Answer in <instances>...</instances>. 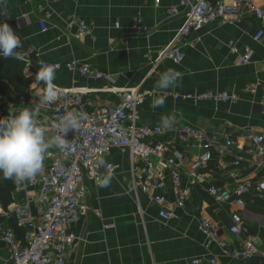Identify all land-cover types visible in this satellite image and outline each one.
I'll use <instances>...</instances> for the list:
<instances>
[{
	"label": "crops",
	"instance_id": "obj_1",
	"mask_svg": "<svg viewBox=\"0 0 264 264\" xmlns=\"http://www.w3.org/2000/svg\"><path fill=\"white\" fill-rule=\"evenodd\" d=\"M232 2L225 0L227 4ZM255 3L263 6L264 1ZM178 4L179 0H160L159 4L155 0H0V23L6 22L21 41V46L14 50L18 51L17 56L34 49L38 54L32 58L34 69L39 70L41 61L61 65L53 81L56 88L87 93L86 101L103 106L118 105L122 92L153 91L140 108L141 120L164 128L157 141L182 153L184 174L199 150L183 144L178 137L179 128L186 125L210 130L228 135L233 141L235 156L223 161L228 167L223 170L222 160L215 158L200 171L204 183L191 188L184 208L176 206L173 184L166 181L162 194L177 215L170 222L159 219V208L146 195L134 194L129 156L113 151L102 160V170L105 164L112 163L114 174H105L98 189L88 185L89 209L71 227L78 240L67 251V264H192L193 260L206 257H217L223 264L261 262L259 257L241 261L223 255L224 248L241 249L246 238L237 239L229 232L231 215L236 210L233 202H217L206 187L213 185L231 191L255 177L243 196L246 208L241 214L249 237L264 252V194L256 189V184L264 179V157L250 152L244 138L248 129L264 135V37L258 42L254 40L264 25L253 15H245L239 21L230 18L208 24L181 42L186 58L180 66L168 60L154 66L157 52L171 43L185 23V9L177 17L167 16L168 10ZM72 15L93 25L95 39L79 37L76 28L68 26ZM138 19H142L149 33L132 30ZM42 22L46 24L45 32ZM191 42H197L193 49L188 46ZM230 43L239 48L240 54L232 53ZM245 49L252 51L249 65L242 63ZM6 59L22 65L18 58ZM84 65L111 81L82 77L78 68ZM169 70L181 73L176 85L167 90L157 88L161 74ZM25 80L29 95L18 106L30 108L41 101L44 84L40 82L38 87L33 84L35 81L27 77ZM252 86L256 87L255 93L248 90ZM208 91L236 95L239 101L196 103L175 101L168 96ZM158 99L164 101L162 106L153 107ZM185 175L184 185L189 183ZM108 177L111 179L105 186ZM204 220L219 227L216 240L203 234ZM5 258L6 252L0 245V260Z\"/></svg>",
	"mask_w": 264,
	"mask_h": 264
},
{
	"label": "built area",
	"instance_id": "obj_2",
	"mask_svg": "<svg viewBox=\"0 0 264 264\" xmlns=\"http://www.w3.org/2000/svg\"><path fill=\"white\" fill-rule=\"evenodd\" d=\"M232 1V4H227L225 0H179L178 6L169 9L167 16L177 17L180 10L185 9V23L171 43L164 50L157 52L154 66L163 60L180 66L186 58L180 46L181 42L192 32L208 24L229 21L230 18L239 21L245 15H253L264 25V3L263 6H257L255 0ZM155 3L159 4L160 0H155ZM41 26L45 32V22H42ZM68 26L76 28L79 37L95 39L93 25L75 15L69 18ZM132 30L137 33L150 32L142 19L134 23ZM263 37L262 27L254 36V40L258 42ZM196 45L197 42L188 44L192 49ZM230 49L233 54H240L239 48L233 43H230ZM241 55L242 63L249 65L252 51L245 49ZM34 56H38L34 49L26 50L20 59L25 78L33 82L38 72L33 68ZM146 59L150 61L149 56H146ZM39 65L54 66L55 71L61 69L60 64L41 61L38 67ZM78 71L82 77L90 80L111 81L110 77L87 65L79 67ZM248 90L255 93L256 87H249ZM56 91L58 95L55 102L43 104L38 101L29 108L33 111L37 126L45 130L46 139L50 140L57 135L54 125L63 114L71 112L80 118V127L65 136L71 143L69 150L52 146L44 153L42 168L36 176L19 184L11 179L12 204L4 205L0 196V245L6 252V258L0 260V264H67V251L73 248L78 240L71 232V227L80 220L82 213L89 209L86 204L88 185L98 189L103 185L105 174H114L115 166L112 163L105 164L104 171L100 163L113 151L129 156L132 191L135 195H146L150 203L159 208L158 217L164 222H170L177 217L162 194L168 179L173 184L176 206L184 208L191 188L204 183L200 171L206 169L215 158L222 160L221 166L225 170L228 163L223 162L224 159L235 156L233 141L228 135L182 126L178 129L179 139L186 146L192 145L199 150L185 175L182 171V153L157 141L158 136L164 133V128L143 123L141 120L140 108L154 94L153 91L122 92L120 102L116 106L88 102L87 93L75 90L56 88ZM168 96L175 101L196 103L209 101L215 104H236L239 101L236 95L212 91L168 93ZM24 108L26 107H20L0 94V118L17 114L18 110ZM244 138L250 145V152L264 157V135L254 129H248ZM183 175L188 178L189 183L186 185L183 183ZM254 178L245 180L231 191L213 185H208L206 190L217 202H233L236 210L231 215L229 232L237 239L246 238L241 249L224 248L223 255L241 261L259 257V264H264V252H260L254 240L249 237V230L241 214L246 208L243 196L252 187ZM256 189L264 194V179L256 184ZM20 197L24 205L19 203ZM201 229L210 240H216L219 236V227L209 220L202 221ZM192 264L223 263L217 257H206L193 260Z\"/></svg>",
	"mask_w": 264,
	"mask_h": 264
},
{
	"label": "clouds",
	"instance_id": "obj_3",
	"mask_svg": "<svg viewBox=\"0 0 264 264\" xmlns=\"http://www.w3.org/2000/svg\"><path fill=\"white\" fill-rule=\"evenodd\" d=\"M21 46L19 37L14 34L11 27L6 23H0V58H18L15 49ZM181 73L169 70L161 74L157 82V88L167 90L176 85ZM55 67L51 65H39L35 74V84L40 87L44 84V95L40 98L41 103L48 104L57 100ZM32 84V85H33ZM158 99L153 107L163 104ZM167 123V121H165ZM57 135L48 140L45 130L37 126L33 111L29 108L18 110L17 114L0 118V173L4 179H12L19 184L36 176L42 168L44 153L52 146L61 150H69L71 143L65 139L70 131H76L80 127V118L71 112L61 116L54 125ZM101 164L104 162L101 161ZM110 177L105 179V186L110 182Z\"/></svg>",
	"mask_w": 264,
	"mask_h": 264
},
{
	"label": "trees",
	"instance_id": "obj_4",
	"mask_svg": "<svg viewBox=\"0 0 264 264\" xmlns=\"http://www.w3.org/2000/svg\"><path fill=\"white\" fill-rule=\"evenodd\" d=\"M0 94L21 105L28 97V83L23 76V68L20 63L0 58ZM17 102V103H16ZM13 185L11 179H4L0 173V196L4 205L13 203Z\"/></svg>",
	"mask_w": 264,
	"mask_h": 264
},
{
	"label": "rangeland",
	"instance_id": "obj_5",
	"mask_svg": "<svg viewBox=\"0 0 264 264\" xmlns=\"http://www.w3.org/2000/svg\"><path fill=\"white\" fill-rule=\"evenodd\" d=\"M22 102H23V100H22ZM16 103H17V102H16ZM19 199H20V202H19V203H20L21 205H24V201H23V199H22L21 197H20Z\"/></svg>",
	"mask_w": 264,
	"mask_h": 264
}]
</instances>
